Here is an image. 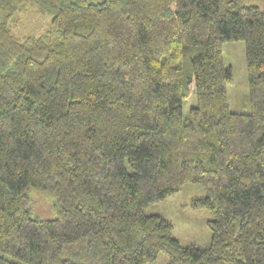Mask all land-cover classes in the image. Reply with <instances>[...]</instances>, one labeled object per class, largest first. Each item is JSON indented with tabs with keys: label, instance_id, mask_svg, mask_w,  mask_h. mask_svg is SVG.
Here are the masks:
<instances>
[{
	"label": "trees",
	"instance_id": "obj_1",
	"mask_svg": "<svg viewBox=\"0 0 264 264\" xmlns=\"http://www.w3.org/2000/svg\"><path fill=\"white\" fill-rule=\"evenodd\" d=\"M34 5L58 37L14 34ZM0 15V264L161 251L264 264V0H0ZM228 40L245 42L250 111L230 108ZM187 183L214 217L208 247L146 212ZM37 194L53 216L35 212Z\"/></svg>",
	"mask_w": 264,
	"mask_h": 264
},
{
	"label": "rangeland",
	"instance_id": "obj_2",
	"mask_svg": "<svg viewBox=\"0 0 264 264\" xmlns=\"http://www.w3.org/2000/svg\"><path fill=\"white\" fill-rule=\"evenodd\" d=\"M100 2L102 0H88ZM53 15L50 12H42L38 6H28L19 15V20L13 26L14 34L22 39L29 35H42L49 33L55 38L60 35L51 30ZM1 19V15H0ZM222 54L226 66L232 67L234 73L233 82L227 89L229 104L233 111H250L249 104V80L247 71L246 48L243 40H228L222 43ZM196 103V96L190 94L183 105V114L187 115L191 106ZM205 191L199 183H187L181 190L168 196L159 202L151 203L146 207L147 213H159L173 224V236L179 239L183 245L196 244L208 247L212 240V229L209 221L214 217L205 208H194L192 199L204 196ZM50 205L47 199L37 194L34 205L35 212L40 216L51 217L55 207ZM54 208V209H53ZM144 264H169L168 255L161 251L157 257Z\"/></svg>",
	"mask_w": 264,
	"mask_h": 264
}]
</instances>
